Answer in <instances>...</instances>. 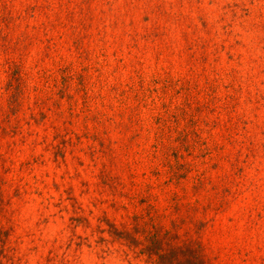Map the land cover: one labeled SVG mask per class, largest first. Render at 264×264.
I'll return each mask as SVG.
<instances>
[{
  "label": "rangeland",
  "instance_id": "1",
  "mask_svg": "<svg viewBox=\"0 0 264 264\" xmlns=\"http://www.w3.org/2000/svg\"><path fill=\"white\" fill-rule=\"evenodd\" d=\"M185 247L264 264V0H0V264Z\"/></svg>",
  "mask_w": 264,
  "mask_h": 264
},
{
  "label": "trees",
  "instance_id": "2",
  "mask_svg": "<svg viewBox=\"0 0 264 264\" xmlns=\"http://www.w3.org/2000/svg\"><path fill=\"white\" fill-rule=\"evenodd\" d=\"M184 251H189V255H186ZM193 251L191 248L185 247L183 250L175 248L164 252L156 251L154 254L158 257L157 264H204L199 255ZM173 253L174 255L172 256Z\"/></svg>",
  "mask_w": 264,
  "mask_h": 264
}]
</instances>
